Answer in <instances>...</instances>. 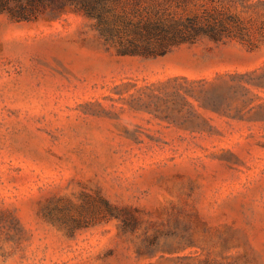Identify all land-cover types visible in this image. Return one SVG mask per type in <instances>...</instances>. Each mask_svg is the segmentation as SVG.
Here are the masks:
<instances>
[{
	"label": "rangeland",
	"instance_id": "1",
	"mask_svg": "<svg viewBox=\"0 0 264 264\" xmlns=\"http://www.w3.org/2000/svg\"><path fill=\"white\" fill-rule=\"evenodd\" d=\"M161 1L232 34L121 53L0 0V264H264V0Z\"/></svg>",
	"mask_w": 264,
	"mask_h": 264
},
{
	"label": "trees",
	"instance_id": "2",
	"mask_svg": "<svg viewBox=\"0 0 264 264\" xmlns=\"http://www.w3.org/2000/svg\"><path fill=\"white\" fill-rule=\"evenodd\" d=\"M50 1V9L63 12L69 8L81 11L95 20L102 37L116 45L121 53L158 55L182 42H194L209 36L220 40L231 35L227 21L212 13L181 15L161 0H135L131 7L118 8L111 0H15V8L9 7L12 16L29 19L42 9L38 5ZM180 5V4H179Z\"/></svg>",
	"mask_w": 264,
	"mask_h": 264
}]
</instances>
